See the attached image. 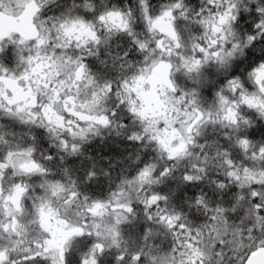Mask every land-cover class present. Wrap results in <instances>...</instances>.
Here are the masks:
<instances>
[{
    "label": "clouds",
    "instance_id": "obj_1",
    "mask_svg": "<svg viewBox=\"0 0 264 264\" xmlns=\"http://www.w3.org/2000/svg\"><path fill=\"white\" fill-rule=\"evenodd\" d=\"M262 246L264 0H0V264Z\"/></svg>",
    "mask_w": 264,
    "mask_h": 264
},
{
    "label": "snow or ice",
    "instance_id": "obj_2",
    "mask_svg": "<svg viewBox=\"0 0 264 264\" xmlns=\"http://www.w3.org/2000/svg\"><path fill=\"white\" fill-rule=\"evenodd\" d=\"M243 264H264V246L253 247L245 256Z\"/></svg>",
    "mask_w": 264,
    "mask_h": 264
}]
</instances>
